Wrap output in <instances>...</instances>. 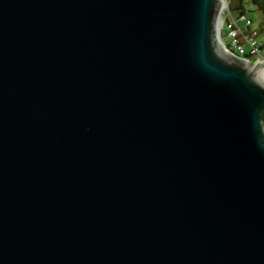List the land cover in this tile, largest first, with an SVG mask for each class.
<instances>
[{"label":"water","instance_id":"95a60500","mask_svg":"<svg viewBox=\"0 0 264 264\" xmlns=\"http://www.w3.org/2000/svg\"><path fill=\"white\" fill-rule=\"evenodd\" d=\"M220 5L0 0V264H264V67Z\"/></svg>","mask_w":264,"mask_h":264},{"label":"built area","instance_id":"2783aa9c","mask_svg":"<svg viewBox=\"0 0 264 264\" xmlns=\"http://www.w3.org/2000/svg\"><path fill=\"white\" fill-rule=\"evenodd\" d=\"M219 17L217 37L221 47L232 56L245 62L259 61L264 67V40L259 38L257 29L251 26V21L245 15L231 13L228 7L225 16Z\"/></svg>","mask_w":264,"mask_h":264},{"label":"rangeland","instance_id":"374dc122","mask_svg":"<svg viewBox=\"0 0 264 264\" xmlns=\"http://www.w3.org/2000/svg\"><path fill=\"white\" fill-rule=\"evenodd\" d=\"M228 2H230V0L221 1V5L218 9V17H217L218 25H219V18H220L219 16H221L222 18L225 16ZM244 4L247 9V15L253 19L252 26L259 30L260 38L264 39V16L261 14L260 11H258L252 6L249 0H244Z\"/></svg>","mask_w":264,"mask_h":264},{"label":"trees","instance_id":"16d2710c","mask_svg":"<svg viewBox=\"0 0 264 264\" xmlns=\"http://www.w3.org/2000/svg\"><path fill=\"white\" fill-rule=\"evenodd\" d=\"M249 2L252 4V6L261 12V14L264 16V0H249ZM228 10L237 15H245L246 18H248L251 21V26L253 23V19L247 15V9L244 4V0H230V2L227 3ZM220 23V18H219ZM248 27V26H246ZM245 28V26H244ZM258 36H259V30L257 29ZM260 38V36H259ZM261 39V38H260Z\"/></svg>","mask_w":264,"mask_h":264},{"label":"bare ground","instance_id":"6f19581e","mask_svg":"<svg viewBox=\"0 0 264 264\" xmlns=\"http://www.w3.org/2000/svg\"><path fill=\"white\" fill-rule=\"evenodd\" d=\"M222 1V0H221ZM225 1V0H224ZM218 41V40H217ZM218 43H219V41H218Z\"/></svg>","mask_w":264,"mask_h":264},{"label":"crops","instance_id":"0c3cea01","mask_svg":"<svg viewBox=\"0 0 264 264\" xmlns=\"http://www.w3.org/2000/svg\"><path fill=\"white\" fill-rule=\"evenodd\" d=\"M242 23V22H241ZM264 40V39H263Z\"/></svg>","mask_w":264,"mask_h":264}]
</instances>
